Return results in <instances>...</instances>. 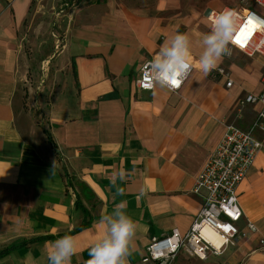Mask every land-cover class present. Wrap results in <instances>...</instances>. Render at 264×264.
<instances>
[{"label":"crops","instance_id":"0c3cea01","mask_svg":"<svg viewBox=\"0 0 264 264\" xmlns=\"http://www.w3.org/2000/svg\"><path fill=\"white\" fill-rule=\"evenodd\" d=\"M35 1L0 0V264H49L48 251L64 236L77 242L70 264H87L104 235L98 221L121 202L137 223L126 264H151L141 259L152 237L187 231L201 209L194 179L224 124L247 129L262 109L249 104L236 116L241 97L263 90L264 57L235 49L222 57L217 67L228 71L229 87L227 77L199 67L210 33L205 12L240 0H72L59 82L38 119L19 93L21 32ZM244 1L264 17V7ZM180 33L190 37L192 64L181 88L138 89L141 63ZM255 135L263 148L237 187V226L249 220L258 231L221 255L201 260L181 250L169 264H264V132ZM120 169L123 181L113 175Z\"/></svg>","mask_w":264,"mask_h":264},{"label":"built area","instance_id":"2783aa9c","mask_svg":"<svg viewBox=\"0 0 264 264\" xmlns=\"http://www.w3.org/2000/svg\"><path fill=\"white\" fill-rule=\"evenodd\" d=\"M254 2L264 7V0ZM243 3L245 1L240 0L237 6L211 11L207 16L209 30L211 31L212 13L235 10L238 13V29L229 45L231 50H239L249 57H264V17ZM152 61L146 59L140 65L136 87L142 91H151L156 85L150 73ZM215 73L229 77L228 71L222 67H217ZM262 81L264 84V73ZM231 84L232 80L228 78L226 86ZM180 88L181 86L178 89H167L176 92ZM255 103H261L262 109L250 126L242 129L234 122H226L220 140L196 175L192 192L203 193V203L188 230L181 232L178 228H173L166 234L152 237L145 248L142 263L169 264L181 250L205 260L208 254L221 255L229 246L258 231L249 220L244 229L237 226L242 217V209L236 192L263 148V141L255 133L264 132V87L259 94H246L238 100L236 116L240 118L244 107ZM213 238L220 242L215 243ZM259 242L264 244V239L261 238Z\"/></svg>","mask_w":264,"mask_h":264},{"label":"clouds","instance_id":"9594fccd","mask_svg":"<svg viewBox=\"0 0 264 264\" xmlns=\"http://www.w3.org/2000/svg\"><path fill=\"white\" fill-rule=\"evenodd\" d=\"M238 13L229 9L211 14V31L202 38L203 52L199 57L200 70L208 74L216 69L222 57L231 55L230 44L238 29ZM190 37L176 34L150 65L155 84L170 90L178 89L192 70ZM125 180L127 173L120 169L113 173ZM122 195L123 189L118 188ZM105 228L104 235L90 249L87 264H126L130 246L137 232V223L126 213L124 203L116 204L113 211L98 221ZM77 253V242L71 236L56 240L48 251L49 264H70Z\"/></svg>","mask_w":264,"mask_h":264},{"label":"rangeland","instance_id":"374dc122","mask_svg":"<svg viewBox=\"0 0 264 264\" xmlns=\"http://www.w3.org/2000/svg\"><path fill=\"white\" fill-rule=\"evenodd\" d=\"M72 3V0H36L21 32L26 66L19 93L27 103L25 110L35 119L39 118L40 108L44 110V99L53 96L59 82L56 59L63 48L64 25L73 10ZM241 56L248 58L245 54Z\"/></svg>","mask_w":264,"mask_h":264},{"label":"trees","instance_id":"16d2710c","mask_svg":"<svg viewBox=\"0 0 264 264\" xmlns=\"http://www.w3.org/2000/svg\"><path fill=\"white\" fill-rule=\"evenodd\" d=\"M84 225H80L78 228H81V227H83ZM25 243H26V241H25ZM8 250V249H7ZM4 251H0V255H2V254H4L3 253Z\"/></svg>","mask_w":264,"mask_h":264},{"label":"water","instance_id":"95a60500","mask_svg":"<svg viewBox=\"0 0 264 264\" xmlns=\"http://www.w3.org/2000/svg\"><path fill=\"white\" fill-rule=\"evenodd\" d=\"M210 12H211V10L208 9V10L205 12V16H208Z\"/></svg>","mask_w":264,"mask_h":264},{"label":"bare ground","instance_id":"6f19581e","mask_svg":"<svg viewBox=\"0 0 264 264\" xmlns=\"http://www.w3.org/2000/svg\"><path fill=\"white\" fill-rule=\"evenodd\" d=\"M215 243H219L220 241L217 238H213Z\"/></svg>","mask_w":264,"mask_h":264}]
</instances>
